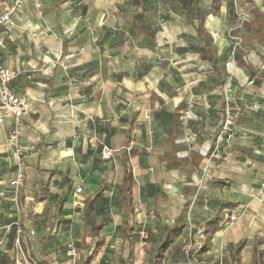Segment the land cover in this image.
<instances>
[{"label": "crops", "instance_id": "crops-1", "mask_svg": "<svg viewBox=\"0 0 264 264\" xmlns=\"http://www.w3.org/2000/svg\"><path fill=\"white\" fill-rule=\"evenodd\" d=\"M40 2V14L24 0L14 27H0V63L15 73L11 85L31 107L19 139L20 212L9 186L14 120L0 123V264L14 257L16 222L36 264L86 257L91 264H144L142 245L150 239L154 247L161 226L178 231L161 264L264 260V202L254 200L264 180V47L244 42L231 57L230 2L192 0L188 14L175 0ZM263 2H251V10L264 15ZM202 9L216 70L195 51ZM103 145L111 157H102ZM125 151L133 152L134 211L123 236ZM97 194L94 213L103 227L98 237L84 236L83 201ZM230 212L239 220L200 252L206 223ZM189 233L195 243L185 254ZM69 240L76 258L66 255ZM240 241L235 263L227 244Z\"/></svg>", "mask_w": 264, "mask_h": 264}, {"label": "built area", "instance_id": "built-area-1", "mask_svg": "<svg viewBox=\"0 0 264 264\" xmlns=\"http://www.w3.org/2000/svg\"><path fill=\"white\" fill-rule=\"evenodd\" d=\"M37 13H41L40 0H29ZM24 0H0V27L10 29L14 27V20L16 13L22 8ZM232 11L235 17V23L227 31V38L231 42L232 51L234 54L242 44V37L237 33L245 23L249 22L251 18V2L249 0H231ZM15 73L7 66L0 63V123L6 119H13V129L7 135V145L10 151V157L14 162V173L10 180V186L13 188V196L11 200L14 204H18V192L23 184V170L25 167V148L20 143V134L22 126V117L31 109L26 99L17 94L11 85ZM227 125V124H226ZM112 155V150L107 146H102V157L109 158ZM80 191V188L77 189ZM254 200L257 202H264V180L259 185ZM148 217H153V212L148 214ZM240 214L237 212H230L221 222L222 227H227L237 220ZM21 228H17L15 238V249L21 254L14 255V264H34L28 260L22 253L20 246ZM142 240L147 239V234L144 229L139 232ZM195 240L193 234H188V239L185 242L183 251L188 254L193 247ZM66 255L71 258L77 257V251L72 240L66 242Z\"/></svg>", "mask_w": 264, "mask_h": 264}, {"label": "trees", "instance_id": "trees-1", "mask_svg": "<svg viewBox=\"0 0 264 264\" xmlns=\"http://www.w3.org/2000/svg\"><path fill=\"white\" fill-rule=\"evenodd\" d=\"M180 9L189 13V7L192 4V0H175ZM205 12L199 14V22L196 27L197 36L199 38V43L195 47V51L199 57L207 61L213 69H217L218 58L215 53V45L212 36L204 28ZM252 18L244 26L249 33L252 34V38L264 47V15L258 10H251ZM133 152L125 151L122 154L121 162L123 169L122 182L119 187V204L122 208L121 215V232L127 235L131 230V218L134 211L133 208V175L130 165V157ZM98 194L93 197H87L83 201V220H84V231L83 235L90 233L92 237H98L99 232L103 227V223L97 220L94 213V206L97 200ZM43 200V197H37L36 201ZM221 218L217 216L212 221L206 223L204 234L206 236V245L200 249V252H206L209 249L210 239L221 228ZM178 231L171 228L161 226L159 228V233L157 235V241L155 246L150 252L149 264H161L170 244L176 238ZM126 237V236H125ZM102 242L99 243L97 248H100ZM243 247V242L240 241L236 245L227 244V250L231 260L235 263L239 261V252ZM11 264H14V257L12 256L10 260ZM256 264H264L262 256L257 255L255 257ZM77 264H91V258L86 257L77 261Z\"/></svg>", "mask_w": 264, "mask_h": 264}, {"label": "rangeland", "instance_id": "rangeland-1", "mask_svg": "<svg viewBox=\"0 0 264 264\" xmlns=\"http://www.w3.org/2000/svg\"><path fill=\"white\" fill-rule=\"evenodd\" d=\"M197 1H199V0H197ZM227 2H230V11H231V20H230V22H229V24H228V28H227V30H226V33H227V31H228V29L231 27V26H233L234 25V23H235V17H234V15H233V11H232V2H231V0H226ZM250 2H252V5H254L255 4V2L256 1H258L259 3H261V1H264V0H256V1H254V0H249ZM264 3V2H263ZM262 3V4H263ZM229 4V3H228ZM200 10V9H199ZM202 12H204V10L202 9L201 10ZM201 12H198V15L200 14ZM250 20H251V18H250ZM249 20V21H250ZM246 24V23H245ZM244 24V25H245ZM242 26L241 28H239L238 30H237V33L242 37V44H241V46L238 48V49H240L241 47H243V43L245 42V43H249V44H251L252 42H254L255 40L252 38V34L251 33H249L248 31H247V29L245 28V26ZM226 36H227V34H226ZM228 39V38H227ZM229 40V39H228ZM229 42H230V40H229ZM256 42V41H255ZM230 44H231V42H230ZM237 49V50H238ZM237 50H236V52H237ZM231 51H232V47H231ZM236 52H234V54H232V53H230V55H231V57L232 56H234L235 55V53ZM234 58V57H233ZM230 62H233L232 60L230 61ZM23 180H24V170H23ZM23 185V184H22ZM10 186V185H9ZM22 187V186H21ZM21 189V188H20ZM10 190H11V197L13 196V188L10 186ZM20 194V190H19V192H18V195ZM10 201H11V203L13 204V207L17 210V211H19L20 212V210H21V202H20V199H18V204H14V202L10 199ZM114 211L115 212H117V209L115 208L114 209ZM18 212V213H19ZM148 224V223H147ZM15 227H16V230H15V237H14V239H13V247H12V249H13V251H12V253L15 255V254H18V255H20L21 253L20 252H17L16 251V249H15V246H14V242H15V238H16V233H17V228L19 227V228H21L20 227V224H19V222H16V224H15ZM22 233V232H21ZM21 233H20V246H21V250H22V253L25 255V257L28 259V260H30V258L28 257V255H27V253H26V251H25V248H24V246H23V243H22V239H21ZM153 246H151V240L149 239L146 243H144L143 245H142V256L144 257V264H145V260H146V258L148 257V254H149V251L150 250H152L153 248H152ZM31 261V260H30ZM32 262V261H31ZM34 264H36V263H34Z\"/></svg>", "mask_w": 264, "mask_h": 264}]
</instances>
